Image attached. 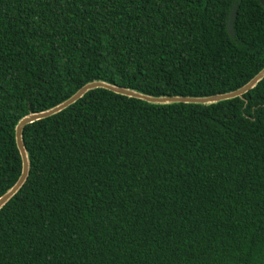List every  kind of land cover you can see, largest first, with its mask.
Wrapping results in <instances>:
<instances>
[{"label": "trees", "instance_id": "16d2710c", "mask_svg": "<svg viewBox=\"0 0 264 264\" xmlns=\"http://www.w3.org/2000/svg\"><path fill=\"white\" fill-rule=\"evenodd\" d=\"M263 66L258 0H0V195L17 120L86 82L207 96ZM22 142L0 264H264V77L210 104L93 88Z\"/></svg>", "mask_w": 264, "mask_h": 264}, {"label": "water", "instance_id": "95a60500", "mask_svg": "<svg viewBox=\"0 0 264 264\" xmlns=\"http://www.w3.org/2000/svg\"><path fill=\"white\" fill-rule=\"evenodd\" d=\"M258 2L264 8V0H258ZM236 8H237V2H233L229 9L228 15H227L226 31L230 37H233L234 35L233 20L235 17ZM263 77H264V66L260 68L248 81H246L243 85L239 86L238 88L228 91V92L211 94L207 96H178V95L153 96V95L145 94V93H142V92L130 89V88L117 86V85H114V84H111L105 81L92 80V81L86 82L82 86H80L75 92H73L70 96H68L63 101L55 104L54 106H51L41 111L29 112L17 120V122L14 125V142H15L17 151L20 156V170H19V174L16 180L14 181V183L0 195V208L21 187V185L24 183L27 177V174H28L29 162H28L26 150L22 142L23 127L26 124L31 123L35 120H39V119L45 118L47 116H50L52 114L59 112L63 108L67 107L68 105L76 101L85 92H87L90 89L100 87V88H104L109 91H112L114 93H117V94H121V95L131 97V98L140 99V100L153 103V104H169V103H175V102L210 104V103H215L221 100H226V99H230L233 97L241 96L244 92L252 88Z\"/></svg>", "mask_w": 264, "mask_h": 264}]
</instances>
